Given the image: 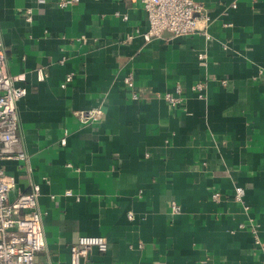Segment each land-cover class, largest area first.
<instances>
[{
  "label": "crops",
  "instance_id": "1",
  "mask_svg": "<svg viewBox=\"0 0 264 264\" xmlns=\"http://www.w3.org/2000/svg\"><path fill=\"white\" fill-rule=\"evenodd\" d=\"M197 1L210 19L194 35L147 42L138 0H0L29 156L3 166L11 200L41 186L33 264H71L81 236L108 240L82 264H264V0Z\"/></svg>",
  "mask_w": 264,
  "mask_h": 264
},
{
  "label": "built area",
  "instance_id": "2",
  "mask_svg": "<svg viewBox=\"0 0 264 264\" xmlns=\"http://www.w3.org/2000/svg\"><path fill=\"white\" fill-rule=\"evenodd\" d=\"M45 2V0H39ZM81 0H58L60 8H67L79 3ZM98 1V0H97ZM143 7L148 21V30L143 34L144 39L150 42L161 37L164 32H169L176 37L194 35L201 24L209 21L206 9L197 0H138ZM131 38V37H130ZM205 54H200L199 59L204 61ZM7 49L0 27V264H33L38 253L46 248V236L43 227L44 213L40 209L39 197L41 186L33 185L30 191L17 190L14 200L10 193L17 189V178L9 174L3 166L5 161H19L25 167L29 166V156L24 151L22 139L19 134L20 121L18 102L27 94V89L18 86L22 79L7 73ZM47 73L38 69L37 77L44 80ZM74 78L68 74L62 83L66 88ZM125 84L135 93L133 76L125 78ZM225 84V81H224ZM201 83L196 85L202 91ZM179 89L177 90V92ZM200 95V94H199ZM168 101L173 106L182 104V99L177 95L168 94ZM103 110L93 109L80 115L84 123H96L103 119ZM62 144H66L63 139ZM67 196H73L71 191ZM214 199L220 197L215 193ZM243 189L236 190V198L242 199ZM174 206V211H179ZM255 234V243L260 246L257 227L252 226ZM264 252V247H261ZM96 249L101 254L108 251V240L102 236H81L77 243L71 246V264H82L83 258Z\"/></svg>",
  "mask_w": 264,
  "mask_h": 264
}]
</instances>
